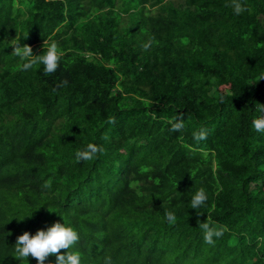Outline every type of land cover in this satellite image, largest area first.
I'll use <instances>...</instances> for the list:
<instances>
[{
  "label": "trees",
  "instance_id": "1",
  "mask_svg": "<svg viewBox=\"0 0 264 264\" xmlns=\"http://www.w3.org/2000/svg\"><path fill=\"white\" fill-rule=\"evenodd\" d=\"M241 3L0 0V264H37L16 238L55 222L81 264H264V0ZM52 42L55 73L21 70L12 45ZM89 143L105 152L77 162ZM202 223L226 228L214 246Z\"/></svg>",
  "mask_w": 264,
  "mask_h": 264
},
{
  "label": "clouds",
  "instance_id": "2",
  "mask_svg": "<svg viewBox=\"0 0 264 264\" xmlns=\"http://www.w3.org/2000/svg\"><path fill=\"white\" fill-rule=\"evenodd\" d=\"M231 7L233 8L234 14L237 16L249 11V8L242 4L241 0H231ZM153 40L143 43L141 45L142 50L148 51L152 46ZM12 48L13 55L26 61L21 67L22 71L31 70L36 65H43V74L46 76L51 75L58 70L59 62L63 55V52L60 50L56 42H52L48 45L44 55H33V49L28 44L20 46V44L17 43L12 45ZM261 80H264V77H262L260 81ZM67 83V80H63L57 85V88L66 87ZM56 90V88L53 89V91ZM258 112L262 114L258 115L257 118L252 121V126L257 132H264V105H260ZM109 123H114V120L110 119ZM184 127L183 115L180 114L177 115L174 118V122L171 123L170 131L180 132ZM207 135V130L201 129L198 133H193V138L199 143L200 141L206 140ZM104 152L105 149L102 146L89 143L83 150L76 151L75 158L77 162L91 161ZM47 186L48 185H45V187ZM207 200L208 196L205 189L200 188L192 195L190 208L195 210L202 208ZM201 214L202 213L197 215L199 216ZM165 219L169 224H173L177 217L174 212L166 211ZM199 226L204 232V242L213 246L216 243V239L221 238L226 231V228L223 226L214 227L210 226L208 223H202ZM79 239V234L73 227L66 226L64 223L55 222L46 230H43L42 228L37 230L35 235H31L29 232L25 231L22 235L18 236L15 242V252L17 255L14 258L18 260L27 259L28 261V257L31 256L34 261L36 260L37 264H44L46 258L51 254L56 256V264H81V254L78 251H70ZM97 247V244L94 243L90 249L95 253V256L101 258ZM62 249L66 250L63 254L61 253ZM13 264L17 263L14 262ZM89 264H99V262L92 260Z\"/></svg>",
  "mask_w": 264,
  "mask_h": 264
}]
</instances>
